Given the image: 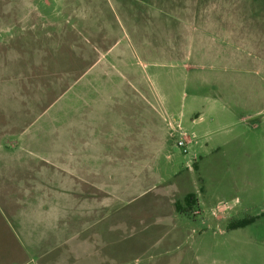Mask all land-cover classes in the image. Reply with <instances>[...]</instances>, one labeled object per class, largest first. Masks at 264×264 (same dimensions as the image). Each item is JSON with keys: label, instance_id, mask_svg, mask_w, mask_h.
Masks as SVG:
<instances>
[{"label": "rangeland", "instance_id": "rangeland-1", "mask_svg": "<svg viewBox=\"0 0 264 264\" xmlns=\"http://www.w3.org/2000/svg\"><path fill=\"white\" fill-rule=\"evenodd\" d=\"M9 177L15 201L74 185L99 196L75 219L56 198L72 231L50 258L72 247L71 264H264V0H0Z\"/></svg>", "mask_w": 264, "mask_h": 264}, {"label": "crops", "instance_id": "crops-1", "mask_svg": "<svg viewBox=\"0 0 264 264\" xmlns=\"http://www.w3.org/2000/svg\"><path fill=\"white\" fill-rule=\"evenodd\" d=\"M198 122H202V120H198ZM124 145H132L131 143H123ZM71 168V169H70ZM68 169V172L72 173L70 174L71 181L76 180V174H74L73 169L76 168L70 167ZM69 178V179H70ZM8 180L17 182L18 179L14 177H9L7 180H0V183L3 182H9ZM49 181V180H47ZM73 181V182H74ZM27 181H25L26 183ZM31 180L29 181V183ZM94 188V186H92ZM35 190H37L36 187ZM33 188L29 185V189L33 190ZM46 190V187H44ZM53 188L51 190L54 191ZM27 193L22 194L16 201L14 200V195L9 192V187H3L0 186V264H14V253H13V245H12V237L17 239L18 245L21 249V251L26 256V260L24 261V264H30L33 259H31L32 256H38L39 258V264H71L70 262H66L65 259L71 260L70 257L72 252V247L68 248V252L66 256H62L61 258H53L52 253L56 251V247L58 244L53 243L51 247L46 249V246L49 244H52L53 238L60 240V237L63 235H66L67 233L63 232H71L72 226L62 227L61 226V217L60 214L56 215V208L57 205L55 204V201L58 199L63 198L65 203L67 204L66 209L70 210V213L72 214V218L75 219L76 217L80 216L81 218H87L89 214H93L95 207L91 203V198H95L99 196H95L92 194L91 190H85L79 192L78 186L74 185V187L69 190H61L58 192V194L50 198L52 194L45 195V191L42 192V196H38L37 198H31V195L29 193L28 188L26 189ZM101 191V192H100ZM98 191L99 193H103L102 190ZM14 193V191H13ZM60 195L62 196H59ZM80 193V195L78 194ZM56 194V193H55ZM192 194H187L184 197V200L186 201V198ZM78 196L79 201H78ZM61 197V198H60ZM57 198V199H56ZM15 202L16 206L14 209L13 203ZM102 205V201L97 202V208ZM51 209V215L48 217V211ZM99 209V208H98ZM176 210V211H175ZM210 212H212L214 209L210 208ZM174 212H178L177 208L173 209ZM35 213H39V215L35 216V220H30V216L34 215ZM211 217H213L214 221L221 222L222 219H224L221 216L216 215V213L213 211L211 214ZM17 218L19 219V225L18 230L21 231L19 236L15 235L14 233V221L13 219ZM34 221H36L34 223ZM28 225H31L29 227ZM22 226V227H21ZM7 231H10L11 233L8 235ZM40 234L42 237L38 239H33L35 234ZM44 235V236H43ZM50 235H53L51 238ZM71 237H77V234H71ZM56 241V242H58ZM88 241V240H87ZM87 241H83L82 243H86ZM55 244V246H54ZM60 244V243H59ZM91 244V243H90ZM89 244L87 242V248ZM94 253V252H93ZM92 256L89 258L88 263L90 262H100L102 261V257H99L97 259L93 258ZM64 258V259H63ZM104 258V257H103ZM101 259V260H100ZM41 262V263H40ZM92 263V264H93Z\"/></svg>", "mask_w": 264, "mask_h": 264}, {"label": "trees", "instance_id": "trees-1", "mask_svg": "<svg viewBox=\"0 0 264 264\" xmlns=\"http://www.w3.org/2000/svg\"><path fill=\"white\" fill-rule=\"evenodd\" d=\"M195 201V198L193 195H190L188 198H187V203L190 205V204H193ZM178 211L182 212L184 209L179 206L177 208ZM254 219H246V220H242V221H238V222H232L230 223L229 225V229L230 230H234V229H240V228H244L248 223L250 222H253Z\"/></svg>", "mask_w": 264, "mask_h": 264}, {"label": "built area", "instance_id": "built-area-1", "mask_svg": "<svg viewBox=\"0 0 264 264\" xmlns=\"http://www.w3.org/2000/svg\"><path fill=\"white\" fill-rule=\"evenodd\" d=\"M176 146L183 154L188 155L193 147L192 140L184 138L182 140H179Z\"/></svg>", "mask_w": 264, "mask_h": 264}]
</instances>
